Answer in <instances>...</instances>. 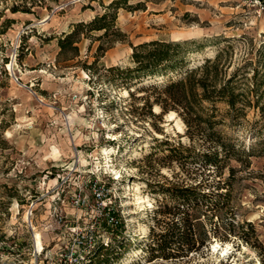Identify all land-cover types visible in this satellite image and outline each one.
I'll return each mask as SVG.
<instances>
[{
	"label": "rangeland",
	"instance_id": "374dc122",
	"mask_svg": "<svg viewBox=\"0 0 264 264\" xmlns=\"http://www.w3.org/2000/svg\"><path fill=\"white\" fill-rule=\"evenodd\" d=\"M110 1L0 0V264H58L62 227L55 214L74 222L67 198L92 176L107 181V201L121 220L108 229L115 253L105 264H264V115L249 109L233 123L219 105L220 128L240 158L229 159L219 176L236 168L233 216L252 222L254 244L239 235H210L183 259H152L156 210L166 200L157 185L218 176L196 170L191 158L182 166L164 157L169 145L190 141L184 123L154 105L156 116L142 108L141 95H153L145 87L154 80L127 82L109 70L131 66L130 43L150 39L195 40L188 67L213 57L228 40L232 66L246 57L256 61L257 49H264V11L252 0H127L113 10L120 34L110 30L98 38L102 30L85 28L74 43L78 50L62 52L58 39ZM102 147L113 148L109 162Z\"/></svg>",
	"mask_w": 264,
	"mask_h": 264
},
{
	"label": "trees",
	"instance_id": "16d2710c",
	"mask_svg": "<svg viewBox=\"0 0 264 264\" xmlns=\"http://www.w3.org/2000/svg\"><path fill=\"white\" fill-rule=\"evenodd\" d=\"M126 3L127 0H111L102 13L86 23L77 22L58 39L61 51L67 47L77 51L74 43L85 28L88 32L102 30L98 38L110 30L120 34L114 29L113 10L126 6ZM195 44L193 39H150L130 43L132 65L109 67L115 72L114 78L127 82L154 80L145 87V91L153 95H141L142 108H146L149 115L156 116L152 106L158 105L159 113L173 110L183 121L190 143L169 145V153L164 157L177 160L182 166L191 158L196 170L207 171V175L216 172L218 176L211 180L203 178L190 183L157 185V192L166 200L156 210L158 231H152L148 245L152 259H183L190 252L199 250L210 235L223 239L228 235H239L247 243L254 244L250 239V234L255 231L252 222L239 223L233 216L236 168L228 166V175L219 176L229 159L240 160L239 149L220 128L224 119L219 117V105H223L224 115L233 123L240 122L249 109L264 115L263 45L257 49L259 58L256 61L246 57L240 64L232 66L229 55L232 43L228 40L213 57H205L200 64L188 67L187 53L198 48ZM97 48L106 50L102 44ZM130 94L133 93L130 91ZM245 161L249 162L247 158ZM244 227L248 229L245 231ZM114 253L111 243L107 246L99 244L90 253L89 264H105Z\"/></svg>",
	"mask_w": 264,
	"mask_h": 264
},
{
	"label": "built area",
	"instance_id": "2783aa9c",
	"mask_svg": "<svg viewBox=\"0 0 264 264\" xmlns=\"http://www.w3.org/2000/svg\"><path fill=\"white\" fill-rule=\"evenodd\" d=\"M252 2L259 11H264V0ZM107 184L104 178L92 176L76 185L67 198L75 212L74 222L67 221L61 213L55 214V223L62 227L58 264H89V255L97 245L110 244L108 229L116 228L121 220L107 201Z\"/></svg>",
	"mask_w": 264,
	"mask_h": 264
},
{
	"label": "bare ground",
	"instance_id": "6f19581e",
	"mask_svg": "<svg viewBox=\"0 0 264 264\" xmlns=\"http://www.w3.org/2000/svg\"><path fill=\"white\" fill-rule=\"evenodd\" d=\"M125 92L127 93V90H125ZM153 110L155 112H159V106L158 105H154ZM165 116H166V118L168 120L175 119L176 123H178V121H179V123L181 122L183 124L182 120L179 117L176 116V112L173 111V110H170L169 112H167L165 114ZM112 150H113L112 147H110V148L109 147H102L101 148L102 154H104V156L107 158V162H109V160H108V159H110L109 154H110V152H112ZM134 189H136V190L138 189V186L136 184L134 186ZM136 199H137L136 202L139 203V204H142L143 202L145 203L144 197H142L140 195H137ZM40 237H41L40 236V232H35L34 233V243H35L36 247L39 248V249L41 248V242H42ZM212 245L213 246H218V241H215V243H212Z\"/></svg>",
	"mask_w": 264,
	"mask_h": 264
}]
</instances>
